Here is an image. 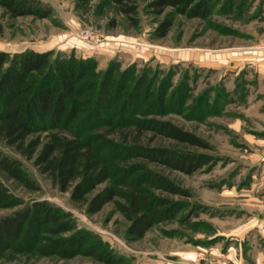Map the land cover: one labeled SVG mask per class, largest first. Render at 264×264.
I'll use <instances>...</instances> for the list:
<instances>
[{
  "label": "rangeland",
  "instance_id": "obj_1",
  "mask_svg": "<svg viewBox=\"0 0 264 264\" xmlns=\"http://www.w3.org/2000/svg\"><path fill=\"white\" fill-rule=\"evenodd\" d=\"M39 1L50 10L46 18H10L0 9V51L72 52L77 57L94 59L98 70H104L111 60L117 61L121 69L136 63L139 71L147 65L155 82L170 77L168 110L158 118L196 135L209 149L199 151L206 164L191 175L163 171L191 191L187 209L153 225L142 237L132 238L127 233L129 222L119 211L121 199L116 197L97 212L88 213L87 204L73 203L69 192L59 191L33 165L44 145L51 141L47 133L27 138L26 141H38L31 159L0 140V152L19 159L39 186L36 191L27 190L0 172V183L7 193L24 203L45 200L61 208L74 219L76 231L90 233L91 241L80 250L62 253L50 248V240L67 238L70 233L58 237L42 233L33 249L13 244L0 257V264H107L101 259L103 253L113 260L121 259V263L111 264L180 261L186 253H200L206 240H217L216 230L223 231L231 223L264 213V186L253 193L230 188L245 182L252 172L247 159L255 147V138L244 135L257 122L248 99L233 98L232 70L238 67L233 61L248 53L264 52V0H212L211 13L205 19L170 7L156 15L148 7L154 0H136L138 22L134 26L108 0ZM164 21L170 25L166 34L158 37L157 28ZM184 91L187 97L178 105ZM220 92L226 97L212 105ZM206 96L209 105L205 103ZM238 121L240 125L235 127ZM142 141L150 142L149 136ZM152 144L169 142L156 139ZM109 185L106 182L97 186L89 200ZM20 207L10 208L0 202V217ZM235 207L237 211L232 209ZM239 207L243 210L239 211ZM205 256L231 264L225 258Z\"/></svg>",
  "mask_w": 264,
  "mask_h": 264
},
{
  "label": "trees",
  "instance_id": "obj_2",
  "mask_svg": "<svg viewBox=\"0 0 264 264\" xmlns=\"http://www.w3.org/2000/svg\"><path fill=\"white\" fill-rule=\"evenodd\" d=\"M108 1L129 23L137 24L136 0ZM212 4V0H154L148 7L156 15L170 7L205 19ZM0 9L10 18L50 14L39 0H0ZM169 25L168 21L160 24L156 35L163 37ZM137 68L132 63L121 69L111 60L98 70L94 59L72 52L0 51V140L31 159L38 141L27 138L47 133L51 141L33 165L59 191L69 192L73 203L87 204L88 213L121 199L119 211L129 222L127 233L132 238L187 209L191 191L163 171L191 175L206 164L199 151L209 149L196 135L158 118L168 110L170 77L155 82L150 67ZM187 91L178 105L184 103ZM223 92L212 105L226 97ZM147 136L150 142L144 143ZM156 139L169 145L152 144ZM0 172L27 190L39 189L28 168L2 152ZM106 182L110 185L89 200L96 187ZM0 202L10 208L21 206L0 217V257L13 244L33 249L42 233L56 237L70 233L50 240L53 251L67 253L91 244L90 233L76 231L72 216L48 201L24 203L0 183ZM101 259L121 263L104 253Z\"/></svg>",
  "mask_w": 264,
  "mask_h": 264
},
{
  "label": "crops",
  "instance_id": "obj_3",
  "mask_svg": "<svg viewBox=\"0 0 264 264\" xmlns=\"http://www.w3.org/2000/svg\"><path fill=\"white\" fill-rule=\"evenodd\" d=\"M235 62L238 67L232 70L233 98L248 99L257 122L256 125L252 124V130L244 135L255 138V147L247 159L252 174L250 173L245 182L230 188L253 193L252 190L256 191L264 186V52L248 53L233 61ZM239 122L235 127L240 125ZM232 209L237 211L236 207ZM238 210L242 211L243 208L239 207ZM215 237L217 240L214 242L210 239L205 241L207 244L199 248L200 253H186L185 259L180 261L163 259L158 261V264H203L211 261L205 255L228 259L231 264H264V213L253 214L250 219L240 220L238 224L231 223V227L223 231L216 230Z\"/></svg>",
  "mask_w": 264,
  "mask_h": 264
},
{
  "label": "built area",
  "instance_id": "obj_4",
  "mask_svg": "<svg viewBox=\"0 0 264 264\" xmlns=\"http://www.w3.org/2000/svg\"><path fill=\"white\" fill-rule=\"evenodd\" d=\"M203 264H229L226 260H212Z\"/></svg>",
  "mask_w": 264,
  "mask_h": 264
}]
</instances>
